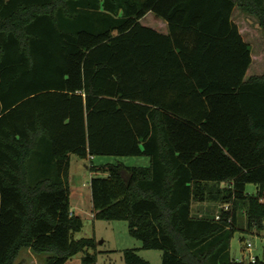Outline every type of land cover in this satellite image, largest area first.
<instances>
[{
    "label": "trees",
    "instance_id": "trees-1",
    "mask_svg": "<svg viewBox=\"0 0 264 264\" xmlns=\"http://www.w3.org/2000/svg\"><path fill=\"white\" fill-rule=\"evenodd\" d=\"M235 7L264 32V0H0V264L22 249L96 264L94 239L73 238L71 154L148 158L90 165L91 211L162 264H264L229 252L240 216L264 229V74L245 78ZM205 201L229 208L194 215Z\"/></svg>",
    "mask_w": 264,
    "mask_h": 264
},
{
    "label": "rangeland",
    "instance_id": "rangeland-1",
    "mask_svg": "<svg viewBox=\"0 0 264 264\" xmlns=\"http://www.w3.org/2000/svg\"><path fill=\"white\" fill-rule=\"evenodd\" d=\"M235 23L241 29V35L252 48V64L247 70L245 78L251 75L264 74V33L255 27L254 21L238 15ZM140 23L159 32L162 31L161 20L156 19L152 13L145 15ZM148 158L145 156H95L91 159H81L71 154L69 156L68 185L70 188L69 202L75 215L82 220L80 231L73 233L75 240L93 238L97 252L96 264H124L123 251L136 249L137 254L150 264H162L163 253L159 250L143 249L141 241L133 237L123 220H99L92 217L90 201V179L93 176H104L101 172H91L90 165L123 164L125 166H147ZM248 194H255L253 184L246 185ZM220 203L203 202L192 204L194 215L206 211L210 214L218 213ZM250 244L249 250L246 245ZM89 252H94L89 249ZM230 257L235 261H245L249 256L264 260V229L257 231L248 229L244 217L240 216L237 229L230 241ZM83 252L71 256L65 264H82ZM46 255H35L29 249H22L15 264H45Z\"/></svg>",
    "mask_w": 264,
    "mask_h": 264
},
{
    "label": "crops",
    "instance_id": "crops-1",
    "mask_svg": "<svg viewBox=\"0 0 264 264\" xmlns=\"http://www.w3.org/2000/svg\"><path fill=\"white\" fill-rule=\"evenodd\" d=\"M149 13H152V12H147L145 15H147V14H149ZM153 14V13H152ZM144 15V16H145ZM154 15V14H153ZM238 15H240V16H242V17H246V18H248V19H250V20H253L254 21V25H255V27L256 28H258L261 32H263L259 27H258V25L256 24V22H255V19L253 18V17H251V16H248V15H245V14H243V13H241L240 11H239V9L238 8H234V10H233V15H232V20L235 22V17H238ZM143 16V17H144ZM142 17V18H143ZM154 17L156 18V19H160V18H157L155 15H154ZM141 18V19H142ZM140 19V20H141ZM140 20H139V22H140ZM161 20V28H162V31H161V33H166L167 32V23L163 20V19H160ZM236 25H237V23H236ZM238 26V25H237ZM239 32L241 33V29L239 28ZM264 33V32H263ZM242 34V33H241ZM243 37V36H242ZM244 39V38H243ZM251 55H252V48H251ZM91 204V203H90ZM70 211L72 212V215H75V212H74V210H72L71 209V207H70ZM200 215V214H199Z\"/></svg>",
    "mask_w": 264,
    "mask_h": 264
},
{
    "label": "built area",
    "instance_id": "built-area-1",
    "mask_svg": "<svg viewBox=\"0 0 264 264\" xmlns=\"http://www.w3.org/2000/svg\"><path fill=\"white\" fill-rule=\"evenodd\" d=\"M221 207H222V209H223L224 211H226V210H228L229 205H228V204H224V205H222ZM69 215L72 216V212H71V211L69 212ZM218 219H219V215L217 214V215L215 216V220H218ZM249 248H250V244L248 243V244L246 245V249L249 250ZM246 261H249V262H251V263H254V262H255V257L249 256L248 259H247Z\"/></svg>",
    "mask_w": 264,
    "mask_h": 264
}]
</instances>
